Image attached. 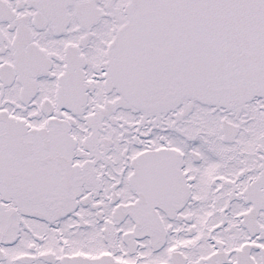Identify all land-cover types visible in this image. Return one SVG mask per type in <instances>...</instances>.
Here are the masks:
<instances>
[{
    "label": "snow or ice",
    "instance_id": "obj_1",
    "mask_svg": "<svg viewBox=\"0 0 264 264\" xmlns=\"http://www.w3.org/2000/svg\"><path fill=\"white\" fill-rule=\"evenodd\" d=\"M0 264H264V0H0Z\"/></svg>",
    "mask_w": 264,
    "mask_h": 264
}]
</instances>
